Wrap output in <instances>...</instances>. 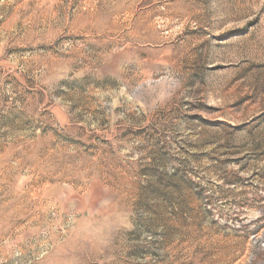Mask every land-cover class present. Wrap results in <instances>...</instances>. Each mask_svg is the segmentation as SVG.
<instances>
[{
  "label": "rangeland",
  "instance_id": "obj_1",
  "mask_svg": "<svg viewBox=\"0 0 264 264\" xmlns=\"http://www.w3.org/2000/svg\"><path fill=\"white\" fill-rule=\"evenodd\" d=\"M0 264H264V0H0Z\"/></svg>",
  "mask_w": 264,
  "mask_h": 264
}]
</instances>
